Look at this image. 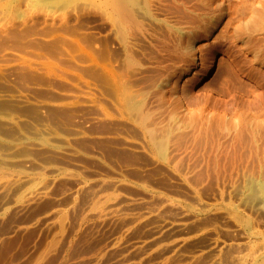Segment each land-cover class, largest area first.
Here are the masks:
<instances>
[{
    "label": "rangeland",
    "instance_id": "obj_1",
    "mask_svg": "<svg viewBox=\"0 0 264 264\" xmlns=\"http://www.w3.org/2000/svg\"><path fill=\"white\" fill-rule=\"evenodd\" d=\"M191 1L189 21L138 2L126 24L115 0H0V264H89L108 236L148 239L164 221L182 228L150 256L120 247L97 264L180 262L212 240L221 264L264 260V0ZM223 154L242 160L224 179ZM96 191L99 208L154 213L95 218Z\"/></svg>",
    "mask_w": 264,
    "mask_h": 264
},
{
    "label": "bare ground",
    "instance_id": "obj_2",
    "mask_svg": "<svg viewBox=\"0 0 264 264\" xmlns=\"http://www.w3.org/2000/svg\"><path fill=\"white\" fill-rule=\"evenodd\" d=\"M185 1L186 0H115V5H116V9H117V11L120 13V20H122L124 23H126V24H130V22H134L135 21V10H134V7L136 6V5H138V2L140 3V2H143L145 5H147V6H149L150 8H151V11H153V12H155L156 14H160V13H162L163 15L165 14V15H167V13L169 14H171L172 12H174L173 14H174V17H175V15L177 16V14H186V12H185V10L183 9V5H184V3H185ZM193 1L194 0H192L191 2L193 3ZM189 2V1H188ZM187 3V2H186ZM189 4H190V2H189ZM188 5V4H187ZM195 7V6H194ZM194 10V9H193ZM139 12V11H138ZM170 14H169V16H170ZM173 14H171V15H173ZM153 15V14H152ZM182 16V15H181ZM180 16V17H181ZM158 17V16H157ZM161 17H162V15H161ZM171 17V16H170ZM184 16H182V20H184V19H186V20H188L187 18H188V16H187V18H183ZM164 18V17H163ZM166 18V17H165ZM190 18V20L191 21H194V19H192L191 17H189ZM161 19V18H160ZM139 20V19H138ZM176 20V19H175ZM185 21V20H184ZM189 21V20H188ZM195 21H197V19L195 20ZM194 21V22H195ZM132 25V24H131ZM141 26V25H140ZM139 26V27H140ZM156 27V26H155ZM120 29H121V27H120ZM129 30V29H128ZM143 30V29H142ZM132 32V31H131ZM133 33V32H132ZM151 33V32H150ZM139 34V33H138ZM137 35V34H136ZM144 36V35H143ZM136 43V42H135ZM130 44V43H129ZM219 48H220V50H230V47L228 46V44H227V42H220L218 45H217ZM208 47V46H207ZM237 49V48H236ZM215 50V49H214ZM203 52V51H202ZM207 53V52H206ZM203 54V53H202ZM217 54V53H216ZM222 54V53H221ZM205 55V54H204ZM218 55V54H217ZM216 56V55H215ZM239 56V55H238ZM240 57V56H239ZM230 58H231V56H230ZM236 58V57H235ZM202 62H203V65H204V70H203V72L201 73V75H200V78H199V81L198 82H203V81H205L210 75H211V73H212V71H213V68H214V62H213V59H210L209 60V63H208V57H207V55L205 56V58L203 59V60H201ZM238 63H239V61H237ZM236 62V63H237ZM241 62V61H240ZM235 63V64H236ZM199 65V64H198ZM257 75V74H256ZM259 76V75H258ZM186 80V79H185ZM190 86L187 84V82H186V84H184L183 85V88H182V93H183V95L184 96H187V97H189V94H190ZM264 90V89H263ZM191 98V97H190ZM189 100V99H188ZM230 109H231V107H230ZM231 140V139H230ZM223 141V140H222ZM226 141V140H225ZM212 142V141H211ZM227 142H225V144H226ZM238 143V142H237ZM242 143V142H241ZM221 144V143H220ZM229 144H227V146H228ZM227 146H225V147H227ZM215 147V146H214ZM224 147V146H223ZM217 148V147H216ZM215 148V149H216ZM233 149V148H232ZM209 150V149H208ZM254 150V149H253ZM217 152V151H216ZM223 152V151H222ZM227 152V151H226ZM247 152V151H246ZM262 152V151H261ZM209 153H211V152H209ZM240 154V153H239ZM252 154H253V152H252ZM224 155L225 154H223V158L224 159H222V157H221V159H218V160H220V161H218L217 162V164H215V166H216V170L218 171H216L215 173H216V175L217 174H219L220 176H222L223 177V179L227 176H231L233 173H234V170H236L235 168L237 167L236 165H239V164H242V160L240 159L239 161L238 160H235L234 159V157H230V156H228V155H230L229 153H228V155H227V157H224ZM207 156H208V154H207ZM212 156V155H211ZM253 156H255V155H253ZM262 156V155H261ZM211 159H212V157H211ZM201 160V159H200ZM210 161V160H209ZM244 161V160H243ZM201 162V161H200ZM211 162V161H210ZM246 162V161H245ZM213 163V162H212ZM249 163V162H248ZM247 163V164H248ZM206 164V163H205ZM244 164H246V163H244ZM255 164H257V163H255ZM251 165V164H250ZM212 166V165H211ZM236 166V167H235ZM241 166V165H240ZM256 167V166H255ZM212 168V167H211ZM193 169V168H192ZM209 169V168H208ZM210 170V169H209ZM233 172V173H232ZM252 173V172H251ZM261 173V172H260ZM219 175H217V177L218 178H220L219 177ZM254 175V174H253ZM264 175V174H263ZM251 177V176H250ZM236 178V177H235ZM234 178V179H235ZM222 179V180H223ZM227 179V178H226ZM230 179V178H229ZM233 179V178H232ZM246 180V179H245ZM227 181V180H226ZM241 181V180H240ZM224 182H225V180H224ZM252 182H256L255 180L254 181H252ZM227 183V182H226ZM249 183V182H248ZM263 183V182H262ZM257 183H255V185H256ZM258 184H260V181H259V183ZM249 185V184H248ZM255 185L252 183V186H254L255 187ZM102 186V185H101ZM257 187V186H256ZM251 189H253V190H255L253 187H251ZM256 189H258V191L260 190L263 194V196H264V184H261L260 186H259V188H256ZM98 191H100L99 189H98ZM257 190H255V192H256ZM97 192V191H96ZM102 192V191H101ZM97 192V193H95L94 194V196L93 195H91L90 194V196H91V198H89L90 199V201H89V203H87L86 204V206L84 207V211L83 212H85V213H87L88 215H89V213H92V214H94L95 215V218L96 217H98L99 219H101V220H106L107 218H110V221H111V218H112V220H116V224H117V222L119 221V222H121L120 221V219H122V218H125L124 219V222H125V220L127 221V222H129V223H136L137 224V222H139L143 217H147V216H150L152 213H154V211H152V210H149V208H148V210L147 209H145V210H141L140 212H137V213H134L133 214V211L137 208L136 206H135V209L133 210L132 209V212H131V214H125V212L126 211H124V213L120 210V211H118V210H114L115 208H117L116 206H114V205H112V206H103V207H105V208H99V206H98V204L100 203V200H103L102 199V193H104V192ZM260 192V193H261ZM101 193V194H100ZM253 193H254V191H253ZM256 193H259V192H256ZM249 195H251V194H249ZM93 196V197H92ZM259 196V195H258ZM252 197H253V194H252ZM261 197V196H260ZM255 198H256V196H255ZM258 198V197H257ZM162 200V199H161ZM103 201H105V200H103ZM259 201V200H258ZM264 201V200H263ZM161 202V201H160ZM103 202L101 201V204H102ZM124 204H125V202H124ZM151 204V203H150ZM164 204V203H163ZM102 205H104V204H102ZM101 205V206H102ZM80 206V205H79ZM113 206H114V208H113ZM139 206V205H138ZM153 206V205H152ZM151 206V207H152ZM141 207V206H140ZM143 207H144V205H143ZM118 208H119V206H118ZM151 209V208H150ZM80 210V209H79ZM137 210V209H136ZM154 210V209H153ZM155 211H156V209H155ZM158 211V210H157ZM156 211V212H157ZM121 212V213H120ZM72 213H73V211H72ZM84 213V214H85ZM130 213V212H129ZM60 214V213H59ZM63 214V213H62ZM83 213H81V215H82ZM84 214H83V216H84ZM48 215V214H47ZM56 215V214H55ZM93 215V216H94ZM49 216V215H48ZM69 216V215H68ZM83 216H81V217H83ZM92 215H90V217H93ZM46 217V216H45ZM53 217V216H52ZM86 217V216H85ZM50 218V217H49ZM59 218V217H58ZM63 218V217H62ZM62 218H61V220H62ZM64 218H65V216H64ZM64 218H63V220H64ZM184 218V217H183ZM83 219V218H82ZM91 219V218H90ZM93 219V218H92ZM119 219V220H118ZM164 219V218H163ZM167 219V218H166ZM165 219V220H166ZM177 219V218H176ZM180 219V218H179ZM47 220V219H46ZM79 220V219H78ZM80 220H81V218H80ZM114 220V221H115ZM118 220V221H117ZM162 221V220H161ZM63 222V221H62ZM79 222V221H78ZM113 222V221H112ZM46 223V222H45ZM74 224V223H73ZM110 224V223H109ZM127 224V223H126ZM160 224V223H159ZM178 224H179V222H178ZM178 224H176V221H175V223L174 222H170V221H164L159 227H157V228H155V230H154V232L151 234V236L148 238V239H138V237H137V239L136 240H134V241H132V240H130V241H132V242H128V243H125V242H123L122 241V239H121V236H120V234L121 233H119V232H116V233H118V234H113L112 236H108L109 238L107 239V241H106V243H105V245L103 246V247H100L101 249L100 250H98L96 253H93V254H91V256H89L88 257V263L89 264H97V263H99L101 260H102V258H103V255H104V253H106L107 254V251H110V250H113V249H119L120 247H123V248H125V250H126V252H127V254H129V251H132V252H138L137 254L139 255H137L138 257L137 258H139L140 260H141V258L143 259V257H145V256H148L150 253H152V252H154L156 249H158V248H160V247H162V245L167 241L166 239H164L163 238V235L166 233V232H171V231H174V230H176V229H181L182 228V226L181 225H178ZM181 224V223H180ZM48 225V224H47ZM62 225H64V224H62ZM75 225V224H74ZM117 226V225H116ZM125 226V225H124ZM107 227V226H106ZM118 227V226H117ZM62 228H63V226H62ZM127 228V226L125 227V229ZM130 228V227H129ZM74 229V228H73ZM79 229V228H78ZM93 229V228H92ZM95 229V228H94ZM99 229V228H98ZM119 229V228H118ZM125 229L123 230V232L125 231ZM77 230V229H76ZM91 231V230H90ZM180 231V230H179ZM181 231H183V230H181ZM92 232H94L93 230H92ZM121 232V231H120ZM122 232V233H123ZM127 232V231H126ZM125 232V233H126ZM186 232V231H185ZM71 233V232H70ZM87 233V232H86ZM85 233V234H86ZM72 234V233H71ZM88 234V233H87ZM91 234V233H90ZM186 234V233H185ZM67 235V234H66ZM92 235V234H91ZM213 235H214V233H213ZM170 236H172V235H170ZM212 236V235H211ZM71 237V236H70ZM164 237H167V236H164ZM176 237V236H175ZM84 238V237H83ZM142 238V237H141ZM58 239H60V238H58ZM58 239H57V242H58ZM178 239V238H177ZM66 241H68L67 239H66ZM172 241V240H171ZM175 241V240H174ZM123 242V243H122ZM173 242V241H172ZM55 243V242H54ZM169 243V242H168ZM171 243V242H170ZM69 244V243H68ZM183 244H185L184 243V241L183 240H176V242L174 243V244H172L171 246H168V252H167V254H170V253H176L177 252V250L178 249H180V247H182L183 246ZM221 243H218L217 242V240L216 241H214V240H212V242H210L209 244H208V246L206 247L205 246V248L203 247V249H205V250H201V251H199V252H197L196 254H192V255H189V256H184V259L183 260H181L180 262H176V261H171V260H169L168 259V257H165V255H163V256H158L159 258L158 259H155L153 262H151L150 264H197L198 263V261H199V258H200V256L198 255V254H202V253H205V251L206 252H209L211 255H212V257H211V259H210V261L207 263V264H221L220 263V261L218 260V255L219 254H221L222 253V251H223V248H224V246H221L220 245ZM188 245V244H187ZM223 245V244H222ZM225 245V244H224ZM55 246H56V244H55ZM54 246V247H55ZM230 246V245H229ZM231 247V246H230ZM229 247V248H230ZM92 248H93V246H92ZM226 248V247H225ZM235 248V247H234ZM240 248V247H239ZM114 250V251H115ZM121 251H122V249H121ZM233 251H235V250H233ZM126 252L124 251L123 253H125L124 255H126ZM132 252H130V253H132ZM232 252V251H231ZM249 252H250V250H249ZM120 253V251H118V254ZM122 253V252H121ZM120 253V254H121ZM122 253V254H123ZM234 253V252H233ZM259 253V252H258ZM74 254H76V253H74ZM155 254V253H154ZM131 255V254H130ZM135 255V254H134ZM135 255V256H136ZM155 255H157V254H155ZM235 255V254H234ZM236 255H237V253H236ZM238 255H240V254H238ZM253 256L252 257H250V260H254L253 259V257H256V256H254V254H252ZM256 255H257V253H256ZM75 256V255H74ZM106 256V255H105ZM150 256V255H149ZM223 256V255H222ZM242 256V255H241ZM251 256V255H250ZM231 257V256H230ZM249 257V256H248ZM124 258H125V256H124ZM249 258H243V257H240V256H234V257H232V264H246V262H247V260H248ZM262 259H264V258H262ZM78 260H80V258H78ZM120 260V259H119ZM151 260V259H150ZM230 260V259H229ZM249 260V261H250ZM261 260V259H260ZM122 262H124V260H121ZM262 262H260V261H258V262H260L259 264H264V260H261ZM127 261H125V263H126ZM130 263V262H129ZM205 263V264H206ZM255 263V262H254ZM254 263H252V264H254ZM59 264V263H58ZM116 264H120V262H118V263H116ZM121 264H123V263H121ZM231 264V263H230Z\"/></svg>",
    "mask_w": 264,
    "mask_h": 264
}]
</instances>
